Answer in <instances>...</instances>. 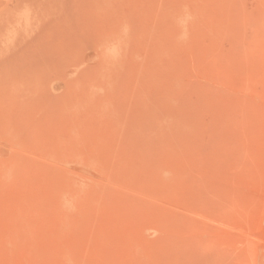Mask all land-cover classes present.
I'll return each instance as SVG.
<instances>
[{
	"label": "rangeland",
	"instance_id": "rangeland-1",
	"mask_svg": "<svg viewBox=\"0 0 264 264\" xmlns=\"http://www.w3.org/2000/svg\"><path fill=\"white\" fill-rule=\"evenodd\" d=\"M0 264H264V0H0Z\"/></svg>",
	"mask_w": 264,
	"mask_h": 264
},
{
	"label": "bare ground",
	"instance_id": "bare-ground-1",
	"mask_svg": "<svg viewBox=\"0 0 264 264\" xmlns=\"http://www.w3.org/2000/svg\"><path fill=\"white\" fill-rule=\"evenodd\" d=\"M185 7V6H184ZM179 16V15H178ZM178 24H180L179 22H178ZM180 28V27H179ZM181 31V30H180ZM179 32V31H178ZM181 33V32H180ZM179 35H181V34H179ZM154 191V190H153ZM71 197L72 196H74L75 197V195L73 194V195H70ZM102 238V237H101Z\"/></svg>",
	"mask_w": 264,
	"mask_h": 264
}]
</instances>
